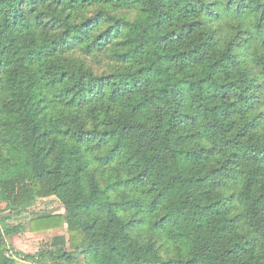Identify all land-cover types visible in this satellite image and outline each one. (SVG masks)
Returning a JSON list of instances; mask_svg holds the SVG:
<instances>
[{
  "label": "trees",
  "instance_id": "1",
  "mask_svg": "<svg viewBox=\"0 0 264 264\" xmlns=\"http://www.w3.org/2000/svg\"><path fill=\"white\" fill-rule=\"evenodd\" d=\"M2 203L0 264H264V0H0Z\"/></svg>",
  "mask_w": 264,
  "mask_h": 264
},
{
  "label": "rangeland",
  "instance_id": "2",
  "mask_svg": "<svg viewBox=\"0 0 264 264\" xmlns=\"http://www.w3.org/2000/svg\"><path fill=\"white\" fill-rule=\"evenodd\" d=\"M26 212L22 215L15 217L10 220V223L13 225H23L25 230L20 234L13 237H8L6 240L13 249L20 251L24 254H36L41 249L48 247L56 237H65L68 241L70 239L69 231L67 229L62 231H46V232H37L33 233L30 231L29 219L34 212L41 213H64L62 203L57 198H47L41 201L32 203L31 205L26 206ZM12 211L6 208V204H0V216H6ZM67 250L69 245H67ZM18 264H31L25 261H19Z\"/></svg>",
  "mask_w": 264,
  "mask_h": 264
}]
</instances>
